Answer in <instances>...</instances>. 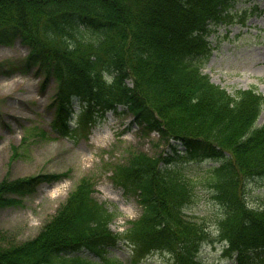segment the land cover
<instances>
[{"label": "trees", "instance_id": "1", "mask_svg": "<svg viewBox=\"0 0 264 264\" xmlns=\"http://www.w3.org/2000/svg\"><path fill=\"white\" fill-rule=\"evenodd\" d=\"M231 2L0 0V46L28 47L24 71L40 78L42 92L55 84L57 133L87 136L113 111L128 113L171 148L156 158L128 151L113 166L112 181L141 206L122 233L110 229L118 213L93 197L94 183L84 177L33 238L7 243L0 232V264H125L108 255L120 239L132 248V264L153 252L171 264H207L199 249L210 233L186 213L198 184L219 208L217 234L234 264H264V203L246 200L248 181L264 177V122L256 126L264 96L254 87L230 94L200 70L209 56L205 36L233 24ZM74 101L80 114L71 125ZM179 154L215 165L190 176L170 164ZM62 177L4 178L0 209Z\"/></svg>", "mask_w": 264, "mask_h": 264}, {"label": "rangeland", "instance_id": "2", "mask_svg": "<svg viewBox=\"0 0 264 264\" xmlns=\"http://www.w3.org/2000/svg\"><path fill=\"white\" fill-rule=\"evenodd\" d=\"M233 24L213 29L206 37L209 55L201 70L211 81L228 93L255 87L264 95V0H232ZM29 49L16 41L0 46V182L47 174L63 175L50 185H39L27 195H14L20 201L0 209V232L4 242H23L36 236L44 222L53 215L68 194L84 177L94 183L93 197L109 204L118 216L111 224L113 232L121 233L127 222L136 220L141 206L133 193L126 192L112 181V168L128 157V151L142 152L149 157L170 156L171 148L155 132L144 133L132 123L128 113L107 112L98 118L87 136H64L52 127L54 107L51 106L55 84L42 92L40 78L21 65ZM119 108L118 111H121ZM69 117L75 125L80 107L73 102ZM264 121L261 111L256 124ZM182 150L181 146L177 147ZM15 151V152H14ZM190 176L201 177L215 163L179 154L171 163ZM247 202L251 207L264 203V177L247 183ZM189 215L202 220L210 231L199 257L207 264H233L216 236L219 208L209 188L198 184ZM110 257L131 264V247L116 241L109 248ZM137 264H171L168 255L153 252Z\"/></svg>", "mask_w": 264, "mask_h": 264}]
</instances>
